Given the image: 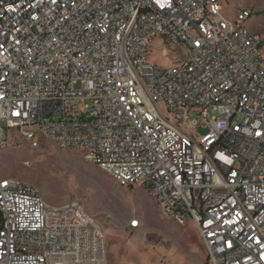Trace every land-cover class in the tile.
<instances>
[{
	"label": "built area",
	"instance_id": "built-area-1",
	"mask_svg": "<svg viewBox=\"0 0 264 264\" xmlns=\"http://www.w3.org/2000/svg\"><path fill=\"white\" fill-rule=\"evenodd\" d=\"M223 1L0 0V149L80 151L193 221L207 264H264V35ZM0 264H107L105 229L0 176Z\"/></svg>",
	"mask_w": 264,
	"mask_h": 264
},
{
	"label": "rangeland",
	"instance_id": "rangeland-1",
	"mask_svg": "<svg viewBox=\"0 0 264 264\" xmlns=\"http://www.w3.org/2000/svg\"><path fill=\"white\" fill-rule=\"evenodd\" d=\"M222 6L227 18L236 17L239 9H251L247 24L264 35V0H224ZM151 59L168 65L174 57L160 53L157 40ZM181 125L189 130L187 123ZM0 176L33 185L52 206L81 204L103 224L107 264H206V249L193 221L180 225L169 219L142 186L122 185L80 151L60 149L44 137L36 146L16 137L0 149ZM134 219L136 227L130 224Z\"/></svg>",
	"mask_w": 264,
	"mask_h": 264
},
{
	"label": "crops",
	"instance_id": "crops-1",
	"mask_svg": "<svg viewBox=\"0 0 264 264\" xmlns=\"http://www.w3.org/2000/svg\"><path fill=\"white\" fill-rule=\"evenodd\" d=\"M200 237V236H199ZM201 239V238H200ZM107 241V240H106ZM202 241V240H201ZM206 264H207V253H206Z\"/></svg>",
	"mask_w": 264,
	"mask_h": 264
},
{
	"label": "bare ground",
	"instance_id": "bare-ground-1",
	"mask_svg": "<svg viewBox=\"0 0 264 264\" xmlns=\"http://www.w3.org/2000/svg\"><path fill=\"white\" fill-rule=\"evenodd\" d=\"M139 225V224H138Z\"/></svg>",
	"mask_w": 264,
	"mask_h": 264
}]
</instances>
